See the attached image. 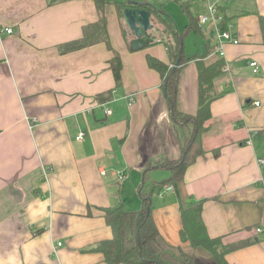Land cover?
Returning <instances> with one entry per match:
<instances>
[{
	"label": "crops",
	"instance_id": "0c3cea01",
	"mask_svg": "<svg viewBox=\"0 0 264 264\" xmlns=\"http://www.w3.org/2000/svg\"><path fill=\"white\" fill-rule=\"evenodd\" d=\"M124 1L106 7L110 46L99 42L62 53L60 45L98 22L95 0H0V30L13 29L0 32V264H105L104 254L92 249L114 236L105 210L119 202L129 211L141 209L144 172L148 194L170 174L157 165L180 158L186 135L173 126L162 76L148 64L153 56L171 65V38L153 14V42L133 50L135 35L116 5ZM135 1L163 9L169 22L176 15L167 3L185 2L187 17L176 31L189 16L198 26L184 39L186 56L209 46L203 62L225 61L215 78L223 94L211 103L201 151L184 183L191 201L203 200L209 236L231 246L227 261L264 264V0L223 2L231 35L240 40L227 44L223 57L213 53L212 35L199 28L205 1ZM116 53L123 64L120 85L111 68ZM198 61L180 72L177 109L190 116L199 107ZM251 61L259 63V73ZM151 207L164 239L190 247L181 236L174 190L155 189Z\"/></svg>",
	"mask_w": 264,
	"mask_h": 264
},
{
	"label": "trees",
	"instance_id": "16d2710c",
	"mask_svg": "<svg viewBox=\"0 0 264 264\" xmlns=\"http://www.w3.org/2000/svg\"><path fill=\"white\" fill-rule=\"evenodd\" d=\"M67 1V0H62ZM111 0H95L100 17L98 22L84 27L80 39L60 45L62 53L79 50L99 42H106L110 46V37L107 29L106 7ZM183 10L187 12L186 3L180 2ZM118 8L122 5L116 2ZM153 12L157 21L161 23L162 32L171 38L167 42V48L171 57V65L160 59L149 56L148 64L156 69L162 76L163 91L168 103L169 114L173 126L178 129V134L186 135L181 144L180 158L174 161L159 163L157 167H166L170 174L149 188V193H144V184L148 170L144 172L140 184V196L142 207L139 210L129 211L124 203L105 210L107 224L112 227L113 238L96 244L93 251L101 252L105 256V264H230L226 254L231 246L226 244L223 237L212 238L207 232L206 225L202 218L203 200L193 202L190 200L184 183V174L187 166L199 153L201 136L206 130V123L211 119L210 106L213 100L222 96L215 87V78L222 74L225 67L223 59L212 60L209 63L203 62V58L210 53V47L200 55L187 57L184 51V39L188 33L197 29L196 19L190 17V22L179 32L175 31L163 15V9L143 4ZM260 25L264 41V16H260ZM180 59L179 66L173 71L172 67ZM198 61L199 71V107L195 116L185 115L177 109L178 86L182 67L191 60ZM116 83L122 82V59L116 53L111 61ZM180 141L178 135H175ZM172 184L174 192L180 203V210L183 220L181 236L183 241H189L190 247L170 245L158 230L155 223L151 196L155 189L159 191L166 185Z\"/></svg>",
	"mask_w": 264,
	"mask_h": 264
},
{
	"label": "built area",
	"instance_id": "2783aa9c",
	"mask_svg": "<svg viewBox=\"0 0 264 264\" xmlns=\"http://www.w3.org/2000/svg\"><path fill=\"white\" fill-rule=\"evenodd\" d=\"M207 3V12L201 14L198 17V24L200 30L203 32V34L206 35H212V38L214 39L213 44V53L223 57L226 55L225 46L229 43L231 44H239L240 40L237 38H234L231 35L230 32V23L227 22L224 14L221 11V6L225 0H203ZM2 33L10 34L13 32L12 28L6 27L2 30H0ZM250 66L253 67L254 73H259L260 66L257 61H251ZM133 102V99H131ZM258 104V103H257ZM107 114L112 113V110L107 108L106 110ZM85 133L80 132L77 135L78 140H82ZM247 144L251 143V139L246 141ZM259 162L261 164H264V158H260ZM165 190H174L173 185H166ZM161 195V193H160ZM62 243L60 242L58 246H61Z\"/></svg>",
	"mask_w": 264,
	"mask_h": 264
},
{
	"label": "water",
	"instance_id": "95a60500",
	"mask_svg": "<svg viewBox=\"0 0 264 264\" xmlns=\"http://www.w3.org/2000/svg\"><path fill=\"white\" fill-rule=\"evenodd\" d=\"M119 12L124 19L127 28L134 33L135 38L131 40L130 45L133 50H139L153 42L149 31L153 29L152 16L153 12L143 6L142 3L135 0H126L121 2ZM180 59L173 65V71L179 66Z\"/></svg>",
	"mask_w": 264,
	"mask_h": 264
},
{
	"label": "rangeland",
	"instance_id": "374dc122",
	"mask_svg": "<svg viewBox=\"0 0 264 264\" xmlns=\"http://www.w3.org/2000/svg\"><path fill=\"white\" fill-rule=\"evenodd\" d=\"M166 3H167V1H166ZM167 6L169 8H172L174 10L175 15H176L175 19L169 17L170 20L172 21L171 24H172V27L174 28V30L176 31V26L177 27L180 26L182 28L184 26V25H182L183 24L182 19H184L187 16L183 12L181 5H179V3L173 1L171 4L167 3ZM149 178H150V175L147 176V178H146L147 182L149 181ZM169 185H172V184H169Z\"/></svg>",
	"mask_w": 264,
	"mask_h": 264
}]
</instances>
